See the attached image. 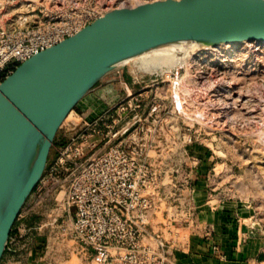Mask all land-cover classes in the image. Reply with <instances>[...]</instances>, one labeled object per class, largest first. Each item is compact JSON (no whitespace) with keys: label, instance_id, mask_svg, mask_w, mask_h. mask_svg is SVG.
<instances>
[{"label":"rangeland","instance_id":"rangeland-1","mask_svg":"<svg viewBox=\"0 0 264 264\" xmlns=\"http://www.w3.org/2000/svg\"><path fill=\"white\" fill-rule=\"evenodd\" d=\"M150 1L0 0V28L35 26L50 17L84 27L110 9ZM248 49L235 50V57L228 54L229 47L219 52L199 50L190 65L173 67L168 73L138 71L133 63H127L78 104L59 130L51 154L65 145L82 117L95 118L112 100L144 93V104L158 107L156 133L161 135L156 140L165 150L162 165L171 169L170 176L164 177L168 185L161 192L164 197L176 198L173 203L177 209L171 212L176 216V225H184L179 216L182 211L190 207L196 211L197 193L193 204H184L187 188L192 187L195 192L212 195L214 203L219 199L243 203L246 225L264 243V105L257 93L250 94V90L255 91L254 84L264 85V48L259 52ZM223 51L228 56L223 57ZM196 110L205 113L204 119L195 115ZM169 147L170 156L166 152ZM185 151L192 157L184 155ZM198 178L206 183L199 184ZM47 188L35 189L21 211L26 218L23 221L33 230L17 244V259L6 251L7 260L1 264H27L34 259L32 250L39 253L43 264H96L73 238L72 218L58 220L55 195Z\"/></svg>","mask_w":264,"mask_h":264},{"label":"water","instance_id":"water-1","mask_svg":"<svg viewBox=\"0 0 264 264\" xmlns=\"http://www.w3.org/2000/svg\"><path fill=\"white\" fill-rule=\"evenodd\" d=\"M264 42V0H153L106 11L0 82V264L59 130L126 62L159 48Z\"/></svg>","mask_w":264,"mask_h":264},{"label":"built area","instance_id":"built-area-1","mask_svg":"<svg viewBox=\"0 0 264 264\" xmlns=\"http://www.w3.org/2000/svg\"><path fill=\"white\" fill-rule=\"evenodd\" d=\"M84 27L50 17L35 26L0 28V82L22 63ZM143 97L144 93H130L127 99L107 103L95 118L77 121L79 128L50 158L36 187V191L48 187L55 195L58 220L72 218L73 238L96 264L168 263V244L154 230V221L163 201L169 200L170 207L177 209L176 198L161 192L171 169L162 165L165 150L156 140L161 135L156 133L158 107H147ZM166 152L170 156L171 148ZM184 155L192 157L189 151ZM187 189L184 204L191 205L195 190ZM194 213L192 207L182 211L181 222L187 223ZM25 219L21 212L8 252L16 253L17 244L33 230ZM168 220L176 222L175 214Z\"/></svg>","mask_w":264,"mask_h":264},{"label":"crops","instance_id":"crops-1","mask_svg":"<svg viewBox=\"0 0 264 264\" xmlns=\"http://www.w3.org/2000/svg\"><path fill=\"white\" fill-rule=\"evenodd\" d=\"M200 179L199 184L206 183ZM195 196L198 200L194 216L182 226L168 220L175 211L169 200L163 201L157 212L154 230L163 238L169 236L164 238L168 244L167 264H264L263 239L246 225L243 203L221 199L214 203L212 195L200 190ZM9 254L13 260L18 257V251ZM30 255L34 259L27 264H43L38 252L32 250Z\"/></svg>","mask_w":264,"mask_h":264},{"label":"bare ground","instance_id":"bare-ground-1","mask_svg":"<svg viewBox=\"0 0 264 264\" xmlns=\"http://www.w3.org/2000/svg\"><path fill=\"white\" fill-rule=\"evenodd\" d=\"M56 5H58V4H56ZM58 8L59 7H57V9ZM102 12H105V11H102ZM83 29L84 28H81V30H83ZM225 47L226 48L229 47L231 49V52L229 51L228 54L231 53L230 56L232 57V56H234L233 55L234 53L232 54V52H235V50H238V49H244L246 47L249 48L248 49L249 51L252 50L254 52H259L260 49L262 50L264 48V42L251 41V42H243V43H232V44L221 45V46L213 47V48L201 46V45L196 44L194 42H188V43H183V44H179V45H173V46H169V47H165V48L156 49L150 53L139 56V57H137L131 61H128L126 63H133L136 67V70H138V71H140V70L141 71H147V72L160 71V72L168 73L169 70L173 67L190 65L191 62L193 61V58H195V55L197 54V52L199 50L208 51L209 49H212L213 51L219 52V50H222ZM223 53H224V51H223ZM228 54L224 53L223 57H225L226 55L228 56ZM247 58H248V56H247ZM240 66H241V64H240ZM250 68H252V67H250ZM250 68H248V69L250 70ZM253 86L255 87V88L253 87L255 91L253 92L252 90H250V94H252V96H253V94L257 93L258 94L257 96L262 100L263 105H264V89H262V87H264V85L254 84ZM180 102H182V101L180 100ZM227 104L230 105L229 103H227ZM224 105H226V104H224ZM226 109H227L226 106H224L223 111L225 112ZM263 110H264V107H263ZM195 113H196L195 115H198V117H200L201 119H204L205 113L203 111L196 110ZM258 130L260 131L261 128H259ZM261 135L264 137V132H262Z\"/></svg>","mask_w":264,"mask_h":264},{"label":"trees","instance_id":"trees-1","mask_svg":"<svg viewBox=\"0 0 264 264\" xmlns=\"http://www.w3.org/2000/svg\"><path fill=\"white\" fill-rule=\"evenodd\" d=\"M58 144H59V143H58ZM53 155H54V154H51L50 158H51ZM14 233H15V231L13 230L11 235H13Z\"/></svg>","mask_w":264,"mask_h":264}]
</instances>
